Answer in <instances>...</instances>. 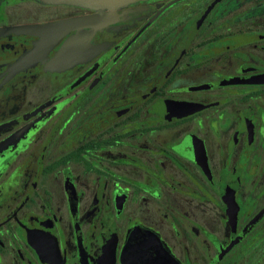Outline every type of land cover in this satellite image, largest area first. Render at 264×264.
Instances as JSON below:
<instances>
[{
	"label": "flooded vegetation",
	"instance_id": "obj_1",
	"mask_svg": "<svg viewBox=\"0 0 264 264\" xmlns=\"http://www.w3.org/2000/svg\"><path fill=\"white\" fill-rule=\"evenodd\" d=\"M148 235L264 264V0H0V264H125Z\"/></svg>",
	"mask_w": 264,
	"mask_h": 264
},
{
	"label": "water",
	"instance_id": "obj_2",
	"mask_svg": "<svg viewBox=\"0 0 264 264\" xmlns=\"http://www.w3.org/2000/svg\"><path fill=\"white\" fill-rule=\"evenodd\" d=\"M47 4H69L93 9L117 10L120 7L131 4L137 0H38ZM92 24L94 26H102L104 24L101 18H82L67 20L47 26L26 27L20 30L28 33H57L64 34L74 30H80L82 27ZM64 54L72 51V45L69 44L64 48ZM142 243L143 248L133 249L136 244ZM129 258L125 264H173L169 256L163 250L159 240L152 235L143 237L142 239H134L130 243ZM133 247V248H132ZM143 260L142 262H139Z\"/></svg>",
	"mask_w": 264,
	"mask_h": 264
}]
</instances>
